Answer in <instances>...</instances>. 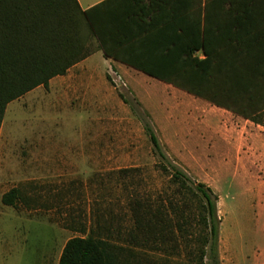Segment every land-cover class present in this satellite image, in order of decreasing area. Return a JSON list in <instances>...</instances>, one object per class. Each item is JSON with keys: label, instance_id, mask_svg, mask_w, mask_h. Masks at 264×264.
Returning <instances> with one entry per match:
<instances>
[{"label": "rangeland", "instance_id": "374dc122", "mask_svg": "<svg viewBox=\"0 0 264 264\" xmlns=\"http://www.w3.org/2000/svg\"><path fill=\"white\" fill-rule=\"evenodd\" d=\"M92 60L103 64L101 55ZM143 76L128 83L113 74L109 117L87 108L81 94L63 102L54 86L8 105L0 130V264H58L69 240L91 232L125 245L133 225L130 200L155 206L169 190L142 120L153 127L168 160L220 197L222 264H264L252 259L258 240L246 236V177L236 160L260 155L251 124ZM13 189L22 199L6 206L2 198ZM172 260L184 264L185 258Z\"/></svg>", "mask_w": 264, "mask_h": 264}, {"label": "trees", "instance_id": "16d2710c", "mask_svg": "<svg viewBox=\"0 0 264 264\" xmlns=\"http://www.w3.org/2000/svg\"><path fill=\"white\" fill-rule=\"evenodd\" d=\"M96 51L264 126V0H106L87 11L77 0H0V130L8 105ZM142 122L169 190L155 206L130 200L125 245L91 232L69 240L59 264H222L219 196ZM21 199L13 189L2 201Z\"/></svg>", "mask_w": 264, "mask_h": 264}, {"label": "crops", "instance_id": "0c3cea01", "mask_svg": "<svg viewBox=\"0 0 264 264\" xmlns=\"http://www.w3.org/2000/svg\"><path fill=\"white\" fill-rule=\"evenodd\" d=\"M77 1L81 10L87 11L106 0ZM96 55H101L103 59L102 66L97 65L96 62H93L92 59ZM113 74L116 75V77H118L120 80H122V76L127 78L128 83H136L138 79L143 81V75H145L142 72L136 71L118 61L106 58L103 51H96V53H94L92 56L72 67L65 76H59L52 79L49 83V87L52 89L54 87L59 88L57 95H60L63 98V102H66L70 97L74 98L78 94H81L79 98H82V103H87V108L98 111V115L102 117H109L112 115V113L108 104V97L112 91L110 88V83L112 82L111 78L115 82ZM120 74L121 77L119 76ZM149 78L154 79L152 77ZM162 83L167 85L166 91L169 90L168 87H173L172 85H169L165 82ZM173 88L177 89L175 87ZM92 95L98 96L97 101L89 100V96ZM244 120L251 124L250 126H247V129H250V132L255 133L252 139L256 143L255 150L260 155L257 157L236 156L238 172H242L246 177V182L243 184L244 187L242 193L244 198V202L242 204L244 205L242 208V212L244 213L243 220L247 228V238L250 239L255 236L258 240L256 244L257 246L252 248V254L254 256L252 259L255 262H262L264 261V126L256 124L251 120ZM220 207L221 201L219 197L218 212L222 219L223 225L224 218ZM252 228H255V232H253ZM221 238L222 236L220 234V250L222 240ZM241 250L244 249L241 247ZM245 258L248 260L250 259L248 256ZM59 261L60 258L58 259V264Z\"/></svg>", "mask_w": 264, "mask_h": 264}]
</instances>
